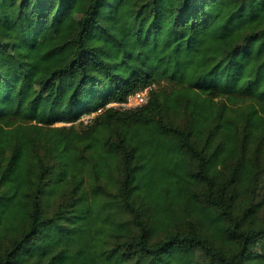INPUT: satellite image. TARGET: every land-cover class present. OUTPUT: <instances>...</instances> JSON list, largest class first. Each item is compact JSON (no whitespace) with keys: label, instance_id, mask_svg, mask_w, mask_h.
<instances>
[{"label":"trees","instance_id":"1","mask_svg":"<svg viewBox=\"0 0 264 264\" xmlns=\"http://www.w3.org/2000/svg\"><path fill=\"white\" fill-rule=\"evenodd\" d=\"M74 11L29 113L0 69V264H264V0H0L1 54Z\"/></svg>","mask_w":264,"mask_h":264},{"label":"rangeland","instance_id":"2","mask_svg":"<svg viewBox=\"0 0 264 264\" xmlns=\"http://www.w3.org/2000/svg\"><path fill=\"white\" fill-rule=\"evenodd\" d=\"M79 15V11H74L71 14L66 13L64 18L67 22L61 24L51 14L46 29L40 34H35L34 24L28 19H23L21 28L13 29L7 33L4 43L9 47L11 57L2 55L0 51V56H3L0 58V69L6 76V78H3L4 81L10 78L9 80L14 84L12 97L6 101L9 112L14 114L29 113L26 101L38 92L37 86L25 84L21 89L22 98H19L20 79L18 78V67L15 62L19 61L24 67L34 68V55H41L44 50H51L55 56L54 59L43 60L37 65L36 69L38 71H51L64 64L70 55L67 41L75 34V22L79 18ZM67 82L68 84H63L59 88L56 85H52L51 90H49L51 100H56V105L58 106L62 105L69 91L71 81ZM85 116L86 114L81 119L85 120ZM76 126L78 127L79 124L76 123Z\"/></svg>","mask_w":264,"mask_h":264},{"label":"built area","instance_id":"3","mask_svg":"<svg viewBox=\"0 0 264 264\" xmlns=\"http://www.w3.org/2000/svg\"><path fill=\"white\" fill-rule=\"evenodd\" d=\"M147 100H148V88H145L141 91L130 94L124 102H110L106 104L104 107L105 108H108V107L118 108L119 107L123 109L134 108V107L144 105L147 102ZM100 111H101V108L97 109L95 112L86 114L85 116L86 121L83 118L82 119L80 118L79 121H82V123L86 124L91 120L92 117H94V115H96Z\"/></svg>","mask_w":264,"mask_h":264}]
</instances>
